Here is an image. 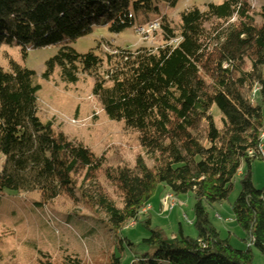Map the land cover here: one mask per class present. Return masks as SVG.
<instances>
[{"label": "trees", "instance_id": "1", "mask_svg": "<svg viewBox=\"0 0 264 264\" xmlns=\"http://www.w3.org/2000/svg\"><path fill=\"white\" fill-rule=\"evenodd\" d=\"M178 2L0 0V48L15 47L22 60L28 51L55 48L43 79L58 69L63 83L74 84L80 69L96 67L99 60L77 55L72 44L94 27H106L112 35L146 27L156 21L150 17L158 15L159 6L173 10ZM159 32L157 50L104 56L107 71L93 88L105 117L136 134L150 169L140 158L132 169L103 168L102 158L37 118L34 73L13 63L8 72L0 69V199L33 195L34 206L42 209L65 198L96 218L103 216L95 222L113 236L135 222L147 235L139 246L153 254L130 264H253L250 249L264 260V190L256 191L251 182V164L260 158L247 156L260 147L252 135L264 131V0L258 15L241 0H221L203 12L185 11L175 27L160 19ZM254 89L259 90L257 107L250 105ZM213 108L221 116L220 129L214 126ZM261 145L264 150V141ZM235 179L240 191L231 213L251 244L244 253L220 240L204 211L227 201ZM158 186L176 200L191 197L195 240L181 227L168 237L150 217H138ZM122 244L133 247L128 239L118 241ZM116 251L94 264H121L124 250ZM62 264L87 263L67 256Z\"/></svg>", "mask_w": 264, "mask_h": 264}, {"label": "rangeland", "instance_id": "2", "mask_svg": "<svg viewBox=\"0 0 264 264\" xmlns=\"http://www.w3.org/2000/svg\"><path fill=\"white\" fill-rule=\"evenodd\" d=\"M241 1L247 3L255 15L259 14L263 5V0ZM220 4L221 0H179L173 10L159 6L158 15H152L150 19L160 24L163 18L175 27L179 23V16L185 11L203 12L207 5ZM256 22L259 23L258 18ZM137 29L135 26L120 35H112L106 27H94L88 36L72 44L71 48L77 55L93 54L99 60L96 67L80 69L74 84L63 83L58 69L48 79H43L46 63L56 54L55 48L28 51L24 60L15 47L0 48V69L8 72L13 63L34 73L35 84L39 87L36 100L40 122L50 124L55 134L62 135L72 144L83 146L96 159L102 158L103 168L132 169L137 158L142 159L146 168L152 167L139 147L136 134L125 130L121 123L110 122L102 112L99 99L93 95L95 79L104 78L107 71L104 56H111L116 50L135 52L141 49L157 50L162 46L160 32L143 39L136 35ZM211 117L215 128L220 129L221 116L217 109L211 110ZM1 162L0 158V165ZM80 181L77 180L78 183ZM251 182L256 191L264 190V160L259 159L251 164ZM99 183L111 198L112 192L102 179ZM239 191L238 179H235L227 201L205 206L204 211L220 240L227 242L232 251L244 253L249 249L248 243L234 224L231 213ZM166 194L164 187L156 188L149 202L151 215L147 214L146 218L150 217L151 224L161 228L168 237L175 236L181 227L185 237L195 240L193 200L189 196L178 197L179 205L168 213L162 207ZM36 202L37 198L33 195H5L0 199V264H62V259L67 256L94 264L116 255V249L121 246L124 250L121 264H130V261L153 254L152 249L139 246L142 240L147 239L140 228H124L125 232L121 235L113 236L108 234L103 224L95 222L103 220V216L96 218L65 198L55 202L51 208H36ZM183 216L188 225L183 222ZM122 239H128L133 247L128 250L123 244L119 246L118 241ZM250 251L253 264H264L258 253L253 249Z\"/></svg>", "mask_w": 264, "mask_h": 264}, {"label": "built area", "instance_id": "3", "mask_svg": "<svg viewBox=\"0 0 264 264\" xmlns=\"http://www.w3.org/2000/svg\"><path fill=\"white\" fill-rule=\"evenodd\" d=\"M160 31V24L159 21L157 22H153L150 25L146 26V27H142L137 29L136 31V35L142 37L143 39L148 38L149 36H151L152 34H155L156 32ZM174 44H177V41L174 42ZM172 43V46H175ZM127 51V50H125ZM117 53L114 52L111 56H116ZM250 105L251 107H257L260 106V98H259V90L258 89H254L251 93L250 96ZM264 107V106H263ZM257 137L259 143H260V147L258 148V151L256 153H248V157L249 158H253L254 156H257L258 158L262 159L264 158V150L262 148L261 142L264 141V131H260L257 135H252V137ZM179 205L178 201L173 198L172 196H164L163 198V204L162 207L163 209H166L168 211V213H172L176 207ZM151 208L150 207H145L144 209H142L138 215V217H144L146 216L148 213H150ZM183 222H185L187 225L189 224L187 222L186 217H182ZM216 220L220 221V219L218 217H216ZM228 222H225L224 224H226ZM136 227V223L135 222H130L125 228H129V229H134ZM128 229V230H129ZM251 247V244L248 242V248Z\"/></svg>", "mask_w": 264, "mask_h": 264}]
</instances>
